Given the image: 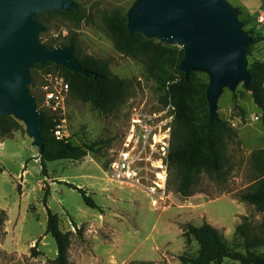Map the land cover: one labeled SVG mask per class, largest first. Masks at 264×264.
<instances>
[{"label":"rangeland","instance_id":"rangeland-1","mask_svg":"<svg viewBox=\"0 0 264 264\" xmlns=\"http://www.w3.org/2000/svg\"><path fill=\"white\" fill-rule=\"evenodd\" d=\"M73 1L81 20L76 22L59 13L43 14L46 31L42 35L53 44L72 39L79 58L89 55L106 60L111 72L129 83L127 96L109 115H103L68 91L63 115H55L44 102L41 86L48 83L47 74L62 76L61 72L52 66L30 69L28 91L36 97L37 109L56 116L62 138L74 145L93 144L94 150L79 160L46 162L43 175L38 148L24 124L11 116L18 124L16 130L6 135L0 131V209L6 217L0 224V264H53L55 242L45 234V186L49 188L46 206L58 215L61 230L72 232L68 251L71 264H167L165 254H161L164 250L178 257L197 249L195 242L185 244L181 226L186 223L212 224L232 247L239 242L235 227L244 217L250 230L257 232L263 214L240 200L243 195L264 190V121L250 120L258 114L250 92L238 83L233 91L224 88L218 98L216 113L228 126L219 183L203 177L189 197H181L175 192L176 179L169 174L166 159L163 181L154 156L144 163L141 185L114 180L110 162L126 137L133 113L155 114L156 123L168 118L167 154L173 144L174 112L161 100L163 92L156 88L144 65L118 52L105 27L106 14H125L136 0ZM227 1L241 9L238 19L242 29L256 40L246 54L247 66L263 61L264 22H258L257 16L264 10V1L254 14L245 12L237 0ZM168 45L182 49L179 44ZM196 72L200 82L208 84V75ZM63 182L85 188L99 209L86 206L80 194ZM103 186L113 189L112 198L103 192ZM36 241L38 255L32 257L30 248ZM258 251L264 252V247Z\"/></svg>","mask_w":264,"mask_h":264},{"label":"trees","instance_id":"trees-1","mask_svg":"<svg viewBox=\"0 0 264 264\" xmlns=\"http://www.w3.org/2000/svg\"><path fill=\"white\" fill-rule=\"evenodd\" d=\"M236 9L240 15L241 9L238 7ZM77 11V6L68 11H44L35 14V19L42 23L43 14L59 13L65 18L79 22L81 17ZM104 22L114 48L125 56L139 60L156 88L163 92L161 100L170 102L173 107L175 118L172 131L173 144L166 154V165L169 174L176 179L175 192L181 197H189L197 182L203 177L219 183L223 178L228 126L217 113L212 119L209 118L206 100L207 84L200 82L197 72L193 71L185 78L184 73L178 69L184 55L183 49L161 43L157 39L147 38L141 33L130 35L126 28V13L106 14ZM45 31L40 33L41 42L49 49L70 47L89 76L73 73L51 62L34 64L31 69L54 67L61 72L68 83L70 95L89 103L101 114L109 115L114 107L126 98L129 83L113 74L106 60L89 55L79 58L72 39L53 44L54 42L45 39L42 35ZM251 39L252 42L246 50L247 55L251 45L256 41L252 36ZM247 71L250 81L244 88L250 92L251 101L260 111L264 121V62H252L247 66ZM30 86H33V82ZM40 113L42 122L39 135L43 148L39 159L43 175L46 173V162L79 160L94 150L93 144L74 145L65 138H56L54 130L59 125L58 119L46 111L40 110ZM17 127V122L11 116H0V131L3 134L6 135ZM63 183L76 190L86 206L99 209L94 200L87 195L85 188ZM48 195L49 188L45 186L42 197L47 216L45 234L53 238L56 246V256L52 263L71 264L68 260V251L72 232L61 230L58 215L46 206ZM240 200L252 205L255 211L263 214L264 217V190L243 195ZM5 219V212L0 209V224ZM181 229L185 244L188 246L195 242L197 245L194 253H184L177 257L181 264H219L223 259L236 261L239 264H255L264 257V252L258 251V248L264 247V220L257 227V232H253L250 230L247 218L244 217L235 227L236 239H239L235 247L229 246L220 230L206 221L200 225L186 223ZM37 244L38 241L30 248L32 257L38 255ZM131 264L147 263L138 261Z\"/></svg>","mask_w":264,"mask_h":264},{"label":"water","instance_id":"water-1","mask_svg":"<svg viewBox=\"0 0 264 264\" xmlns=\"http://www.w3.org/2000/svg\"><path fill=\"white\" fill-rule=\"evenodd\" d=\"M73 0H0V116L22 122L33 144L42 152V117L29 93L30 69L51 62L73 73H89L70 47L49 49L39 35L45 26L35 14L74 9ZM128 33H141L164 44H179L184 55L178 69L208 75L206 100L209 118L216 113L224 88L247 87L246 50L251 36L242 29L238 11L227 0H136L126 12ZM255 264H264V257Z\"/></svg>","mask_w":264,"mask_h":264},{"label":"built area","instance_id":"built-area-1","mask_svg":"<svg viewBox=\"0 0 264 264\" xmlns=\"http://www.w3.org/2000/svg\"><path fill=\"white\" fill-rule=\"evenodd\" d=\"M258 22H264V10L257 16ZM48 83L41 86L44 102L53 114L63 115L65 109V95L69 91L68 83L61 75L47 74ZM168 108L173 110L170 102ZM155 114H147L136 111L130 121L126 137L120 148L113 154L110 162V175L116 181L130 182L141 185L142 173L145 164L150 157L154 156L156 168L162 180L165 179V156L169 139L168 118L162 119L160 123L155 122ZM263 117L258 110V114L251 116V121H259ZM252 126V124H250ZM248 125L258 133V130ZM249 129V131H251ZM56 138H62L59 125L54 130ZM157 184V183H156ZM158 185V184H157ZM159 186V185H158Z\"/></svg>","mask_w":264,"mask_h":264},{"label":"crops","instance_id":"crops-1","mask_svg":"<svg viewBox=\"0 0 264 264\" xmlns=\"http://www.w3.org/2000/svg\"><path fill=\"white\" fill-rule=\"evenodd\" d=\"M263 1L264 0H237V4L242 9L246 10L245 12H248L249 14L250 13L254 14L259 9V7H261V5L263 4ZM259 4H260V6H259ZM249 14H247V15L249 16ZM103 187H105V189H106L103 192H105L109 195L108 198H112V196L110 194L111 193L113 194V192H114L113 189L110 188L109 186H103ZM161 254H162V256L165 254L167 264H178V263L181 264L176 256L167 255L165 250L163 252H161ZM161 254H160V258H161ZM226 261H227V264H239V262L232 261L229 259H223L219 264H224V263H226Z\"/></svg>","mask_w":264,"mask_h":264}]
</instances>
